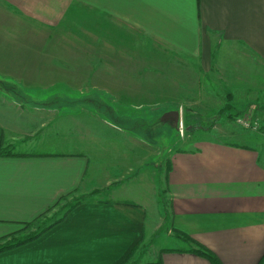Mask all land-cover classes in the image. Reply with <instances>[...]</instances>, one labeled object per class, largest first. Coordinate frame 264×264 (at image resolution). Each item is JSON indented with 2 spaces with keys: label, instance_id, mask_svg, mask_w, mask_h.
<instances>
[{
  "label": "crops",
  "instance_id": "1",
  "mask_svg": "<svg viewBox=\"0 0 264 264\" xmlns=\"http://www.w3.org/2000/svg\"><path fill=\"white\" fill-rule=\"evenodd\" d=\"M12 37L17 41L9 49L7 40ZM63 38L70 39L72 52L78 45L79 54H105L112 49L138 53V112H142L149 106L144 103L158 99L161 79L173 84L170 79L177 63L186 62L190 71L198 58L206 75L214 65L215 80L222 75L225 79L228 69L263 66L264 0H0V64H12L18 75L35 78L30 84L62 78ZM94 59H73L72 69L90 70ZM101 61L105 60L101 57ZM142 70L161 73L146 83L152 89L145 92ZM238 76L236 72L233 79ZM77 82L89 84L88 79ZM96 93L71 97L70 106H96L115 131L137 135L118 122L128 115ZM64 96L59 91L39 99L56 106H21L61 110ZM104 108L117 121L102 113ZM7 126L0 122V149L11 145L13 153L0 154V238L12 236L24 223L82 188L105 187L114 195L89 197L39 238L0 252V264H122L130 257L137 262L138 248L146 241L148 210L131 198L126 181L119 179L111 186L124 171L105 160H92L90 152L72 151L80 150L78 135L49 145L60 150L17 151L27 143L16 141L15 130L10 123ZM170 160L166 183L172 198L171 231L185 246L162 248L146 264H213L192 251L198 245L212 251L221 264H260L264 257L260 151L244 143L205 138L194 148L174 151Z\"/></svg>",
  "mask_w": 264,
  "mask_h": 264
},
{
  "label": "rangeland",
  "instance_id": "2",
  "mask_svg": "<svg viewBox=\"0 0 264 264\" xmlns=\"http://www.w3.org/2000/svg\"><path fill=\"white\" fill-rule=\"evenodd\" d=\"M16 41L17 39L10 38L7 40V47L10 49ZM70 44L69 38H63L65 52L61 79L43 78L44 81L37 79V84H30V79L35 78H30L28 74L18 75L19 71L11 69L14 68L12 64L5 63L0 64V79L18 82L17 84L36 100L47 98L51 93L59 91L66 97L97 92L96 94L116 107L119 112L128 115L125 118L120 117L118 122L135 130L137 135L115 131L114 127L106 123L96 106L63 104L64 108L61 110H40L18 105L0 90V122L5 129L10 123L15 130L16 141L27 143L26 147L19 146L15 150L56 151L60 148H49L53 141L60 140L59 138L69 141L74 135H78L81 140H78L80 150L72 151L90 152L94 155L92 160H105L110 165L119 167L124 174L118 177V182L112 181L111 186L120 183L119 179L121 182L126 181L130 187L131 198L147 207L146 241L138 248L137 262L128 264H146L155 260L162 248L184 247V241H177L175 238L177 232L171 231L172 198L166 183L168 159L174 151L194 148L196 143L210 138L256 147L264 163V65L240 64L245 69H228L225 79H222V75L215 80L214 65L206 75L198 58L192 62L190 71L185 68L186 62L177 63L174 78L170 79L173 84H167L161 79L157 91L158 99L144 103L149 106L138 112V53H118L112 49L111 53L105 54H79L78 45L72 52ZM20 57L28 59L30 55L20 54ZM92 57L95 58L93 63L89 64L92 69H72L73 59L89 61ZM101 57L105 60L103 63ZM15 66L18 67L17 64ZM236 72L239 76L234 80ZM157 74L161 77L160 72L142 70L144 92L152 89L146 83L155 81ZM80 79H88L89 84H78ZM228 103L234 106L231 112L235 118H229L230 112H226ZM104 109L101 112L105 114L108 110ZM173 112L179 113L176 123L174 117H171ZM107 114L110 120L117 121L108 112ZM129 115L142 117L137 120ZM164 116L165 119L173 121L164 120ZM104 188L80 189L45 213L37 222L23 225L12 237L28 236L38 231L42 226L56 220L64 212V208L81 197L112 198L114 194Z\"/></svg>",
  "mask_w": 264,
  "mask_h": 264
},
{
  "label": "trees",
  "instance_id": "3",
  "mask_svg": "<svg viewBox=\"0 0 264 264\" xmlns=\"http://www.w3.org/2000/svg\"><path fill=\"white\" fill-rule=\"evenodd\" d=\"M0 90L4 92L5 95L11 97L13 100H15L18 104L20 105H31L34 107H39V106H46V105H55L54 102L50 103V102H44V101H39L34 99V97H32L31 95H29L28 93H26L15 81L13 80H9V79H0ZM66 101H63L62 104H64V106L66 105H71V97H65ZM231 102V101H230ZM226 108V112H230L229 115H231V117L229 116V118H235L234 115H232V110L234 109V106L231 103H228V105L225 107ZM233 116V117H232ZM171 120V119H169ZM172 121V120H171ZM202 126H199V128H201ZM210 127V126H209ZM0 154L1 155H12V147L11 145H2L1 149H0ZM168 171H167V177L168 174L171 170L172 164H171V160L168 159ZM166 177V178H167ZM69 196H66L64 198H62V200L68 198ZM89 197H81L80 199L76 200L75 202L69 204V206H67L66 208H64V212L53 222H50L44 226L41 227V229H39L38 231L28 235V236H22L19 238H14L12 236L10 237H4V238H0V252L8 250L10 248H14L16 246H20L23 244H26L28 242H31L33 240H35L36 238H39L40 236H42L47 230L51 229L52 227H54L55 225H57L58 223H60L61 221H63L67 215L73 210L75 209L79 204L83 203L84 201L88 200ZM61 200V201H62ZM60 201V202H61ZM59 202V203H60ZM59 203H57L56 205H54L53 207H51L48 212L50 210H52L54 207H56L57 205H59ZM126 204H130V205H136L134 202H126ZM44 215V214H43ZM43 215H40L39 217H37L36 219H34L33 221L24 223V225L28 226L34 222H37ZM182 237H184V239L186 240H193L192 237H190L189 235L180 233ZM199 248L198 249H193L192 251H195L196 253H199L201 255H204L206 257H208L213 264H221L220 260L218 259V257L212 252L210 251L208 248H206L203 245H198ZM138 247H136L134 249L137 250ZM133 251V252H134ZM132 252V254H133ZM131 258V257H130ZM126 260L124 263L122 264H128L129 262H131V259ZM260 264H264V257L262 258V260L260 261Z\"/></svg>",
  "mask_w": 264,
  "mask_h": 264
},
{
  "label": "water",
  "instance_id": "4",
  "mask_svg": "<svg viewBox=\"0 0 264 264\" xmlns=\"http://www.w3.org/2000/svg\"><path fill=\"white\" fill-rule=\"evenodd\" d=\"M172 115L174 116V123H176L178 121V119H179V113L178 112H173Z\"/></svg>",
  "mask_w": 264,
  "mask_h": 264
},
{
  "label": "flooded vegetation",
  "instance_id": "5",
  "mask_svg": "<svg viewBox=\"0 0 264 264\" xmlns=\"http://www.w3.org/2000/svg\"><path fill=\"white\" fill-rule=\"evenodd\" d=\"M171 117H174V116H171ZM173 121V120H172Z\"/></svg>",
  "mask_w": 264,
  "mask_h": 264
},
{
  "label": "built area",
  "instance_id": "6",
  "mask_svg": "<svg viewBox=\"0 0 264 264\" xmlns=\"http://www.w3.org/2000/svg\"><path fill=\"white\" fill-rule=\"evenodd\" d=\"M241 121V120H240Z\"/></svg>",
  "mask_w": 264,
  "mask_h": 264
}]
</instances>
